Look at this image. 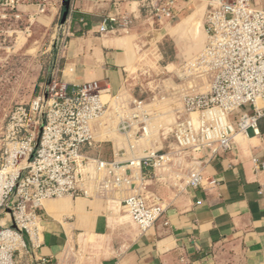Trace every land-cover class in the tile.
I'll return each instance as SVG.
<instances>
[{
    "label": "crops",
    "instance_id": "0c3cea01",
    "mask_svg": "<svg viewBox=\"0 0 264 264\" xmlns=\"http://www.w3.org/2000/svg\"><path fill=\"white\" fill-rule=\"evenodd\" d=\"M4 1L0 0V7ZM65 1H69V9L63 22ZM198 4L195 0L181 3L176 18L162 23L151 16L147 0H51L42 14L36 5H23L15 12L35 20L40 28L59 23L52 69L58 70L62 82L75 87L98 82L102 94L110 96V106L112 100L117 107H131L133 100L145 103L161 95L162 101L175 100L186 89L187 83L175 81L178 76L182 79L179 68L202 51L207 40L205 6ZM201 13L197 31L186 32L187 20ZM109 17H127L131 22L128 32L101 34L99 26ZM201 28L205 42L197 39ZM150 55L164 63L148 72L168 73L173 87L167 89L161 79L148 82L143 77L142 65ZM202 84L192 83L188 89L199 91ZM153 85L158 93L150 92ZM155 119L151 117V122ZM101 128L103 123L96 121L95 142L83 147L84 156L127 162L149 151L165 150L169 143L166 126L157 133L154 128L149 142L136 139L138 126L128 133L105 136ZM258 130V134H237L231 151L208 160L201 161L203 153H189L187 160L203 162L202 186L176 187L159 177L145 176L120 190L104 193L94 186L87 197L46 201L41 213L42 244L19 252L17 263L264 264V117ZM140 184L164 208L162 217L144 234L123 206Z\"/></svg>",
    "mask_w": 264,
    "mask_h": 264
},
{
    "label": "built area",
    "instance_id": "2783aa9c",
    "mask_svg": "<svg viewBox=\"0 0 264 264\" xmlns=\"http://www.w3.org/2000/svg\"><path fill=\"white\" fill-rule=\"evenodd\" d=\"M147 1L151 16L162 23L174 20L177 7L191 0ZM202 1L206 44L181 65L180 73L199 79L207 91L183 96L165 150L149 151L127 162L84 156L83 147L95 142L94 124L110 104L102 101L98 82L69 86L59 79L57 69L47 75L42 95L28 107L14 108L0 151V264H18L19 252L41 246L46 201L87 197L94 186L104 193L120 190L145 176L176 187H199L204 182L202 160L231 151L239 133H259V120L264 117V0ZM50 4L51 0H5L1 7L16 11L36 5L42 14ZM130 23L127 17H109L99 32H128ZM131 105L115 107L118 129L128 133L138 126L136 139L148 140L151 113L143 101L133 100ZM246 107L247 111L239 112ZM189 153L205 156L201 161L187 160ZM123 206L143 234L164 212L144 184L124 199Z\"/></svg>",
    "mask_w": 264,
    "mask_h": 264
},
{
    "label": "rangeland",
    "instance_id": "374dc122",
    "mask_svg": "<svg viewBox=\"0 0 264 264\" xmlns=\"http://www.w3.org/2000/svg\"><path fill=\"white\" fill-rule=\"evenodd\" d=\"M195 1L199 2L198 5L205 6L204 2ZM16 16L15 11H9L4 7H0V151L3 133L14 108L18 105L28 107L36 97L42 95L43 83L53 66L54 46L59 36L58 22L54 26L45 29L38 27L35 20H27L23 16ZM199 18L201 21L202 13L200 15L193 14L185 23L184 30L189 33H195ZM205 38V33L201 28L197 39L205 42ZM145 61L143 59V62L146 64L142 65L145 68L142 69V72L143 77L145 76L148 82H155V80L161 79L162 85L165 88L169 89L174 86V80L170 76H166L168 73L155 75L153 72H148V70L156 71V69L160 68L161 64L164 63L162 59H157L150 55ZM178 73L182 79L178 76L179 79L177 78L175 81L187 83L186 89L184 88L178 99L172 100L168 97V99L162 101L163 95H161L160 97L148 99L145 102L147 109L151 113V117L156 119L154 123L151 122L150 137L148 140L143 139V141L149 142L152 139L154 128L155 133L161 130V126H166V131L170 130L168 128L170 124L174 123L176 112L182 108L183 96L186 93L192 92V89H188V86L192 83L200 82L199 79L194 77L185 78L182 76L180 68ZM158 90L159 88L153 85L150 92L158 93ZM199 91L205 92L207 88ZM109 97L102 98V101H109ZM259 104L261 103L259 102ZM115 107V102L111 100L110 109L97 120V122L103 123V128L100 130L104 136L119 132L118 119L114 116ZM129 110L128 107L126 113H129ZM159 115L161 116L158 117ZM5 218V210H3L1 219Z\"/></svg>",
    "mask_w": 264,
    "mask_h": 264
},
{
    "label": "water",
    "instance_id": "95a60500",
    "mask_svg": "<svg viewBox=\"0 0 264 264\" xmlns=\"http://www.w3.org/2000/svg\"><path fill=\"white\" fill-rule=\"evenodd\" d=\"M65 6H66V11L63 15V22L65 21L67 14H68V9H69V1H65Z\"/></svg>",
    "mask_w": 264,
    "mask_h": 264
},
{
    "label": "bare ground",
    "instance_id": "6f19581e",
    "mask_svg": "<svg viewBox=\"0 0 264 264\" xmlns=\"http://www.w3.org/2000/svg\"><path fill=\"white\" fill-rule=\"evenodd\" d=\"M108 95H102V98H105V97H107ZM86 240V239H85Z\"/></svg>",
    "mask_w": 264,
    "mask_h": 264
}]
</instances>
